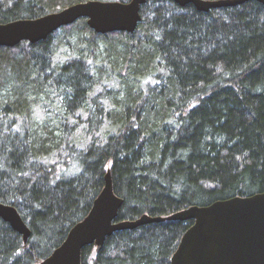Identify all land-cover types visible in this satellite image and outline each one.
Returning <instances> with one entry per match:
<instances>
[{
	"label": "trees",
	"instance_id": "trees-1",
	"mask_svg": "<svg viewBox=\"0 0 264 264\" xmlns=\"http://www.w3.org/2000/svg\"><path fill=\"white\" fill-rule=\"evenodd\" d=\"M88 0H0V23ZM127 3L130 0H98ZM134 33L81 18L0 46V264H39L89 213L110 171L118 220L264 191V6L201 12L148 0ZM192 222L113 233L81 264H169Z\"/></svg>",
	"mask_w": 264,
	"mask_h": 264
},
{
	"label": "water",
	"instance_id": "water-1",
	"mask_svg": "<svg viewBox=\"0 0 264 264\" xmlns=\"http://www.w3.org/2000/svg\"><path fill=\"white\" fill-rule=\"evenodd\" d=\"M148 0H88L35 19L0 23V46L15 47L22 41L35 44L58 29L86 19L96 34L134 33L140 22V8ZM166 1V0H162ZM184 7L193 5L201 12L228 8L248 1L264 6V0H168ZM123 200L113 192L110 171L87 216L75 224L64 242L39 264H81L82 249L93 245L99 252L106 238L115 232L163 221H191L182 235L169 264H264V191L247 197L216 201L208 206H190L168 216L141 215L134 220H118ZM0 219L21 235L26 244L30 230L17 210L0 203Z\"/></svg>",
	"mask_w": 264,
	"mask_h": 264
},
{
	"label": "bare ground",
	"instance_id": "bare-ground-1",
	"mask_svg": "<svg viewBox=\"0 0 264 264\" xmlns=\"http://www.w3.org/2000/svg\"><path fill=\"white\" fill-rule=\"evenodd\" d=\"M103 183H104V181H103Z\"/></svg>",
	"mask_w": 264,
	"mask_h": 264
}]
</instances>
